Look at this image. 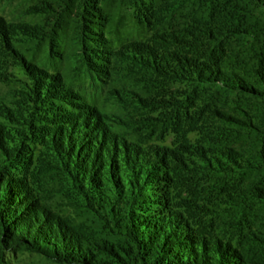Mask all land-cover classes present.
Wrapping results in <instances>:
<instances>
[{
  "label": "trees",
  "instance_id": "16d2710c",
  "mask_svg": "<svg viewBox=\"0 0 264 264\" xmlns=\"http://www.w3.org/2000/svg\"><path fill=\"white\" fill-rule=\"evenodd\" d=\"M84 2L83 19L98 25L103 5L116 9L110 27L104 22L109 38L128 28L117 48L109 42L101 52L109 65L103 73L160 77L155 97L161 100L152 111L177 131L185 128L188 139L168 155L155 152L136 163L121 213L90 181L84 196L103 222L100 231L89 229L91 241L53 223L32 226L28 248L59 264H264V0ZM87 28L79 27L83 45ZM171 158L179 164L175 172L200 192L204 231L184 224L191 235L174 233L173 215L169 222L133 215L134 183L157 181ZM118 193L115 201L125 196Z\"/></svg>",
  "mask_w": 264,
  "mask_h": 264
},
{
  "label": "rangeland",
  "instance_id": "374dc122",
  "mask_svg": "<svg viewBox=\"0 0 264 264\" xmlns=\"http://www.w3.org/2000/svg\"><path fill=\"white\" fill-rule=\"evenodd\" d=\"M84 5L0 0V264H59L28 248L32 226L61 223L83 238L89 229L100 231L103 222L84 196L90 181L101 185L121 213L136 163L155 152L168 155L188 139L185 128L177 131L167 116L152 111L161 100L155 97L160 77L103 73L109 65L101 52L109 42L117 48L128 28L109 38L105 28L116 9L103 5L98 25L83 19ZM81 26L88 27L84 45ZM178 165L171 158L164 173L155 174L157 181L151 176L134 183L133 215L144 222L176 216L172 231L188 236L184 224L203 230L205 204L182 171L175 172ZM122 191L125 196L115 201Z\"/></svg>",
  "mask_w": 264,
  "mask_h": 264
}]
</instances>
